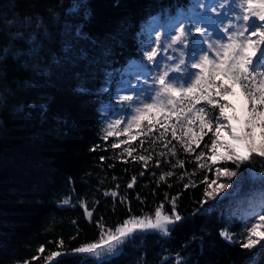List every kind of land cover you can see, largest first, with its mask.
Segmentation results:
<instances>
[{"label":"trees","instance_id":"16d2710c","mask_svg":"<svg viewBox=\"0 0 264 264\" xmlns=\"http://www.w3.org/2000/svg\"><path fill=\"white\" fill-rule=\"evenodd\" d=\"M196 1L0 0V264H99L74 249L97 242L101 225L106 230L130 217L154 218L161 205L171 215L173 198L184 219L170 235L142 231L104 264H264L259 245L241 247L247 229L264 214V186L248 178L249 165H241L236 177L218 178L216 168L235 170V165L213 164L205 148L211 132L205 129L200 146L192 144L194 151L172 137L173 126L177 137L191 128L186 142L199 135L195 112L205 101L187 114L190 125L180 117L183 128L175 115L165 120V109L151 126L144 120L105 139V119L123 102L120 93L132 73L140 66L155 69L156 59L148 60L145 52L148 27L168 37L174 23L186 30L199 26ZM17 33L23 38L14 39ZM199 35L192 31L184 50L167 38L157 51L178 53L179 62ZM4 48L21 55L5 56ZM32 49L37 56L29 54ZM183 60L189 67L190 57ZM217 99L231 101L236 110L235 100ZM201 151L205 156L198 161ZM250 167L264 173L259 158ZM133 177L136 182L128 187ZM213 180L229 185L214 199L205 195ZM41 246L44 253L38 252ZM56 251L61 256L49 262Z\"/></svg>","mask_w":264,"mask_h":264},{"label":"snow or ice","instance_id":"6c2138e0","mask_svg":"<svg viewBox=\"0 0 264 264\" xmlns=\"http://www.w3.org/2000/svg\"><path fill=\"white\" fill-rule=\"evenodd\" d=\"M212 0L206 5L203 0H197L196 8H209ZM237 7L241 10L236 16L239 22L236 25L229 23V28L232 32L227 36V42H222L223 38L216 40L215 43H209L207 49L203 48L205 42L206 29L204 27L195 26L186 30L184 27H179L178 35L170 37L171 43H180L184 45L185 38L192 31L200 34V37L192 41V51L190 53L191 64L190 68L198 69L197 72L188 71L185 76L170 77L168 71H164L156 79L159 84V89L154 90V96L148 97L151 102H140L135 107V114L127 121V128L123 131L128 132L133 124L136 127L144 120H148L149 125H152V120L156 115L164 114L165 109H168L165 115V120L168 116H176V124H181L180 117L183 116L185 121L190 125L191 121L187 120V114L191 113L196 103L201 100L205 101V105L196 109L195 115L199 120L200 132L199 135L189 137V141H185L183 136H187L192 130L189 127L187 132L181 137H177V128H171L172 137L178 138L183 145L185 151H194L192 144L196 147L200 146L199 141L207 132H211L213 138L210 144H206L212 155L210 159L213 164L218 161L231 162L235 165V170L228 167L216 168L217 177H236L240 171L241 165H249L245 169L248 178L253 181H258L264 186V173L257 174L250 167L254 158H259L264 164V0H239ZM210 11H215V8H210ZM215 30V29H214ZM225 32L228 29H224ZM255 37V39H253ZM16 38H23L22 34L17 33ZM34 39V38H33ZM154 42L156 48L149 47L147 59L155 60L157 56V48L160 46V37L155 36ZM208 50L215 52V57H210ZM5 56L11 54L14 57H19L21 53L11 52L8 48L2 49ZM30 55L37 56L38 50H30ZM159 67V61H155ZM184 64V60L179 61ZM175 72H180L179 65L174 69ZM183 80L184 83H175L174 81ZM241 89V97L243 104L241 106L242 115L235 114L236 110L231 101L221 102L217 97L226 98L228 95H235V89ZM124 101L131 102V96H124ZM191 105L184 107L185 104ZM131 106V104L129 105ZM218 108V114L213 115V112ZM231 108L232 115H229L226 109ZM155 114V115H153ZM152 116V119H149ZM215 121V127H213ZM120 119L109 123L105 132V139L109 136L117 135L116 126L120 125ZM228 128L231 133L230 137L221 135L222 129ZM167 130V125H165ZM152 131V127L148 128V132ZM135 139V137H130ZM167 145H165L166 147ZM116 147V145H113ZM94 150V149H93ZM131 155L133 149H127ZM173 155L175 152L173 151ZM205 152L201 151L196 157L198 161L202 160ZM141 161H147L148 157L140 155ZM178 165L183 167V161H178ZM205 163H201L200 167L204 168ZM166 173L165 175H172ZM243 174H241V179ZM164 179V177H161ZM136 178H132V182L128 187L135 184ZM203 182V181H202ZM212 185H217V181L213 180L205 190V195L208 198H215V195L222 192L229 185L226 183L218 184L215 188ZM112 195H116L113 193ZM63 203H69V200H64ZM173 205L172 214L162 212L163 205L158 207L153 217H130L115 229H103L100 239L97 242L89 243L74 249L75 253L85 254L94 257L99 264L104 262L111 256L118 255L123 249L122 246L132 242L136 236L145 230H158L162 235H170L171 230L175 228L184 218L176 212V198L171 201ZM91 217V212L87 213ZM226 240L232 242V235L227 232H221ZM60 245H63L61 240ZM260 246V250L264 252V214H260L256 218V223H253L247 229L245 242L241 243L244 249H253ZM45 249L41 246L38 252L44 253ZM61 252H52L47 260L51 262L55 257L61 256ZM36 259V257H33ZM23 264H30L29 261H24Z\"/></svg>","mask_w":264,"mask_h":264},{"label":"rangeland","instance_id":"374dc122","mask_svg":"<svg viewBox=\"0 0 264 264\" xmlns=\"http://www.w3.org/2000/svg\"><path fill=\"white\" fill-rule=\"evenodd\" d=\"M239 0H212V4L209 5V8L201 7L199 14L196 17L197 24L206 29L205 34V42L203 43V48L207 49L209 43H215L216 40L223 38L222 42H227V36L231 34L232 28H229V23L232 25H236L239 22L236 20V16L240 14L241 10L237 7ZM204 4H208L209 0H203ZM197 4V1H196ZM215 8V11H210V8ZM179 22L174 23L169 29L168 37H166V32H161V35H158V29L156 27L149 26L150 33L148 35V39L150 40L149 44L146 47L145 52L149 51V47L156 48V43L154 42L155 36L160 37V46H166L165 43L167 38L169 39L172 36L178 35L179 30ZM228 29L227 32L224 29ZM215 29V30H214ZM200 37V35L198 36ZM197 37V38H198ZM255 39V37L253 38ZM186 41V40H185ZM179 45L178 50H184L186 42L184 45L180 43H175ZM178 52V51H177ZM157 56L155 57L156 61H159V67L155 66V69H152L151 72L147 71L144 67H137L139 72H134L129 78V84L124 87L120 94L122 96H131L133 100L131 102L124 101L119 103L118 108H113L108 117H106L105 126H108L109 123H113L115 120L120 119L122 123L116 126L115 130H124L127 128V121L131 119V116L135 114V107L140 104V102H151L148 97L154 96V90L159 89V84L156 83V79L159 75H161L164 71H168L170 77H180L185 76L188 71L196 72V69H192L186 67L184 64H180L179 62H175V58L179 56L176 53L172 56V52L167 51L166 49H160L157 51ZM208 54L210 57H215V52L212 50H208ZM190 57L189 53L181 54L180 57L184 59ZM180 61V60H179ZM174 65L181 68L180 72H175L172 67ZM185 66V67H184ZM175 83H184L183 80L174 81ZM241 89L237 87L235 89V95H228V99L235 100L236 104V113L238 115H242L241 106L243 104V98L240 95ZM120 94L118 98L120 97ZM131 104V106H129ZM227 111V110H226ZM228 112V111H227ZM229 114V113H228ZM230 115V114H229ZM135 124H133L134 126ZM221 135L225 137H230L231 133L228 128L225 127L221 131ZM115 226L113 229H115Z\"/></svg>","mask_w":264,"mask_h":264}]
</instances>
